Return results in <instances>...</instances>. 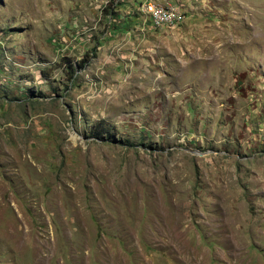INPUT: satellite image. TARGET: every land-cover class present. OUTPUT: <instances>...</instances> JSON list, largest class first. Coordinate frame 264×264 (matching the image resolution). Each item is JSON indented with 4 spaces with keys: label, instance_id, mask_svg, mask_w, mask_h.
I'll list each match as a JSON object with an SVG mask.
<instances>
[{
    "label": "rangeland",
    "instance_id": "rangeland-1",
    "mask_svg": "<svg viewBox=\"0 0 264 264\" xmlns=\"http://www.w3.org/2000/svg\"><path fill=\"white\" fill-rule=\"evenodd\" d=\"M0 264H264V0H0Z\"/></svg>",
    "mask_w": 264,
    "mask_h": 264
},
{
    "label": "built area",
    "instance_id": "built-area-1",
    "mask_svg": "<svg viewBox=\"0 0 264 264\" xmlns=\"http://www.w3.org/2000/svg\"><path fill=\"white\" fill-rule=\"evenodd\" d=\"M148 15L154 30H168L175 27L180 20L177 11L171 8L150 6Z\"/></svg>",
    "mask_w": 264,
    "mask_h": 264
},
{
    "label": "trees",
    "instance_id": "trees-1",
    "mask_svg": "<svg viewBox=\"0 0 264 264\" xmlns=\"http://www.w3.org/2000/svg\"><path fill=\"white\" fill-rule=\"evenodd\" d=\"M89 136L94 138V137H100L101 132H97L95 128H91L88 132ZM105 134V133H104Z\"/></svg>",
    "mask_w": 264,
    "mask_h": 264
}]
</instances>
